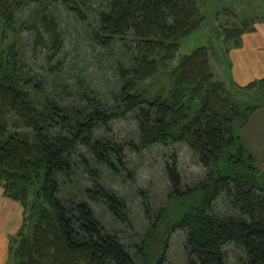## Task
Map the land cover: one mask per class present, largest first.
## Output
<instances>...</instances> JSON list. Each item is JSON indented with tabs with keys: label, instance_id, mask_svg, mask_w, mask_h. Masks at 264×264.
<instances>
[{
	"label": "trees",
	"instance_id": "1",
	"mask_svg": "<svg viewBox=\"0 0 264 264\" xmlns=\"http://www.w3.org/2000/svg\"><path fill=\"white\" fill-rule=\"evenodd\" d=\"M95 1L0 0V187L23 209L6 264H166L176 231L184 233L185 264H228L230 247L242 254L238 264H264V173L240 136L264 107V76L238 85L228 59L256 19H241L216 0H101L97 10ZM209 1L218 20L235 18L213 28L227 85L215 78L207 46L172 63L181 40L205 22ZM243 1L238 4L256 8L255 0ZM57 7L87 27L94 47L108 53L118 46L129 57L116 64L111 106L91 87L82 92L83 108L51 100L53 79L67 72ZM23 35L27 52L20 46ZM160 77L167 84L154 88ZM78 86L73 81L68 89L78 93ZM127 118L135 125L133 140L118 143L100 134ZM173 143L197 155L204 176L183 188L173 157L165 168V205L140 243H127L93 209L103 204L117 223L128 218L102 170L117 175L127 170V150ZM81 168L87 183L74 198L72 181ZM217 202L223 212L214 210Z\"/></svg>",
	"mask_w": 264,
	"mask_h": 264
},
{
	"label": "rangeland",
	"instance_id": "2",
	"mask_svg": "<svg viewBox=\"0 0 264 264\" xmlns=\"http://www.w3.org/2000/svg\"><path fill=\"white\" fill-rule=\"evenodd\" d=\"M239 1L216 0L218 5L221 3L222 8L237 11L241 19L251 17L258 21L264 18V0H255L256 8H250V10L249 7L239 5ZM101 5V0H97L93 8L97 10ZM208 9L209 11L205 12V22L198 30L181 40L180 48L172 63L175 64L181 55L188 54L197 47L207 46L211 49L210 68L215 78L227 85V67L221 58L220 39L215 37L213 28L221 25V20L224 18H228V22H232L235 18L228 14L223 17L220 15L218 20L213 14L215 11L213 1L208 2ZM28 11L29 8L24 9V13ZM54 14L65 37L63 62L66 64L67 72L53 79L54 88L51 90V100L66 106L83 108L86 103L82 99V92L91 87L97 89L104 102L111 106L113 104L112 93L116 90V64L127 62L129 57H125L121 47L118 46L109 50L108 53L99 50L90 43L87 27L77 23L72 16L67 15L59 7L55 8ZM239 24L240 21L236 20V25ZM28 40L25 35L21 38L20 46L25 52L29 49ZM27 65L34 67L32 60ZM73 81L79 84L78 93L73 88L71 91L68 89ZM152 83L154 88L158 89L167 84V78L160 77ZM100 134L118 143L129 142L135 138V125L131 118L119 119L109 130H101ZM240 136L244 145L256 156L259 168L264 173V107L257 109L250 116L248 123L241 129ZM173 157L177 160L183 188L194 185L204 176L205 170L200 166L197 155L186 145L175 143L165 146L155 145L141 153L127 150L126 171L113 175L102 170L106 184L124 201L128 218L125 222L117 223L103 204H94L93 209L101 224L108 230L117 232L127 243L139 244L143 233L149 229L150 221L157 209L165 205L170 190L165 168ZM86 183L87 173L81 168L75 172L72 181V197L80 198L79 193ZM70 192L71 188L66 191L67 194H71ZM220 206L219 202L215 203L214 210L223 212V210L220 211ZM183 242V232L176 231L171 235L165 256L166 264H185ZM226 251L228 252V264H238L242 256L241 252L232 247L227 248Z\"/></svg>",
	"mask_w": 264,
	"mask_h": 264
},
{
	"label": "crops",
	"instance_id": "3",
	"mask_svg": "<svg viewBox=\"0 0 264 264\" xmlns=\"http://www.w3.org/2000/svg\"><path fill=\"white\" fill-rule=\"evenodd\" d=\"M230 76L238 85L264 76V20L256 21L254 31L241 36V46L229 51ZM22 206L3 194L0 187V264L8 261L9 239L22 223Z\"/></svg>",
	"mask_w": 264,
	"mask_h": 264
}]
</instances>
